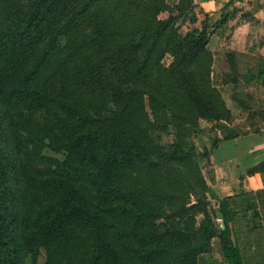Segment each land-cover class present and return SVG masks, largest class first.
<instances>
[{
  "label": "trees",
  "instance_id": "16d2710c",
  "mask_svg": "<svg viewBox=\"0 0 264 264\" xmlns=\"http://www.w3.org/2000/svg\"><path fill=\"white\" fill-rule=\"evenodd\" d=\"M194 2L0 0V264H197L213 237L245 264L194 140L231 113Z\"/></svg>",
  "mask_w": 264,
  "mask_h": 264
},
{
  "label": "crops",
  "instance_id": "0c3cea01",
  "mask_svg": "<svg viewBox=\"0 0 264 264\" xmlns=\"http://www.w3.org/2000/svg\"><path fill=\"white\" fill-rule=\"evenodd\" d=\"M196 1L212 12L221 10L226 4L225 9L232 11L229 12L231 16L229 20L233 25L227 30V35L223 36L224 33L220 32L222 35L217 36L219 32H215L209 43L220 40L215 39L216 37L223 36L227 39L229 45L223 50L232 53L228 57L231 65L226 67V61L222 60L224 70L232 71L233 67L241 73V69H244V76L248 77L244 78L235 73L231 79H227L228 73L221 72L225 77L220 80L228 84L240 83L242 79L243 84L248 85L251 90L244 100L238 99L241 104L236 100L232 105L239 110L238 115L241 117L239 121L221 119L224 123H220L221 120L202 118L200 126L204 133L205 145L210 152L213 177L206 174L210 190L220 198L240 192L249 198L251 204L249 210L239 213H241L240 217L246 219L248 229L254 236L250 242L256 245L255 239L258 238L255 231L264 230V169H254L257 165L264 163V78L255 77L256 70L260 68L256 63L257 56L264 52V0ZM215 49H211L215 56L213 78L217 67L221 64ZM235 60L238 62V67ZM241 121L245 126L241 124ZM239 127H244L243 131H239ZM235 234L243 251L238 231H235ZM243 259L245 263L246 259L244 257Z\"/></svg>",
  "mask_w": 264,
  "mask_h": 264
},
{
  "label": "rangeland",
  "instance_id": "374dc122",
  "mask_svg": "<svg viewBox=\"0 0 264 264\" xmlns=\"http://www.w3.org/2000/svg\"><path fill=\"white\" fill-rule=\"evenodd\" d=\"M165 1L170 7H172L176 3V0H165ZM225 8L226 7L224 6L222 7L221 10L212 12L204 8L200 4V2H197L195 0L192 8L186 9L183 12H180L181 14L176 19V23H177V26L179 27V31L181 32L183 36L195 37L203 29V27L208 25L207 27L209 31L212 32L209 37V42L211 40V36L215 32H219L217 36L222 35L223 33H224L223 36L227 35L226 32L228 29L231 28L233 23L231 24L229 20V18L231 17L229 15L232 11L230 9H225ZM171 13H175V10L173 9L164 10L160 12L159 17L161 19H166L169 17V14ZM222 17L223 18L227 17V19L224 22H221V20L223 19ZM220 32L222 34H220ZM223 36L221 38L216 37L215 39L217 40L220 39L217 42H215V40L212 41L211 43L208 42V47L210 50L213 48H216L215 50L217 51V54H218L217 57L219 58V64L221 61L220 67H217L216 69L213 80H214V83L216 84V88L222 94V97H224L227 106L230 107L229 111L231 113H230V117L228 118V120L237 122L241 119V117H239L238 115L239 110L235 109V107L233 108L232 105L235 103L236 100L239 102L238 99L244 100L246 95L250 93L249 91L251 89L249 88L248 85L243 84L244 80L240 79V77L238 78V80L240 79V83L230 82L227 84V83L222 82L223 80L222 81L220 80L222 77H225V75L223 76L221 72H223L224 74L228 73L226 77L227 79H231L235 73L238 76L241 75L244 78H248L244 76V69H241L242 70L241 73H239L233 67H232V71L224 70L222 66V60L226 61V67H229L231 65V61L228 58L229 52H227V50H223V49H227V45H229L227 42V39H224ZM211 51L213 52V50ZM234 56H236V54H234ZM214 59H215V56H214ZM173 60H174V57L171 53L169 52L165 53L163 57V62L166 65L172 64ZM235 62H236V67H238V62L236 60ZM256 63L260 66V68L256 70L255 77L264 78V52L260 53L257 56ZM249 77H251V75ZM239 104L241 103L239 102ZM215 111L217 114L223 113L222 110H215ZM220 123H224V122H222L221 120ZM241 124H242V121H241ZM242 125L245 126L244 124ZM243 128L244 127H241V128L239 127V131H243ZM203 134H204L203 130L199 129L194 138L197 148L201 152V154L203 153L204 147H206L205 138H203ZM167 139H171V138L167 137ZM199 160L201 161L202 164L205 163L203 156H200ZM205 170H206L205 173L208 176L209 174L212 175V167L210 164H206ZM208 199L211 205L217 209L220 207L223 201L227 200L229 202V209H230L229 222L232 228H234L235 231H238L239 233L238 238L242 245L243 257L246 259L245 264H264V244H263L264 230L255 231V234L258 238V239H255V241L257 240L255 242L256 245H254V243H251L250 241L254 238V236H252V233H251L252 231L248 229L246 219L240 217L241 213H239L245 210L247 211L249 210V207L251 205L249 202V198L245 196V194H243L242 192H240L239 194H235L233 196H227L224 198L223 197L220 198V197H217V195H215L213 191L210 190L208 193ZM200 217H202V214H198V218ZM217 221L221 223L223 222V218L222 219L217 218ZM45 262H46L45 250L41 249L39 250V253L37 254L36 259H33V260L30 259L28 264H45ZM197 264H228L225 254L222 250L221 241L219 237H213L211 239V246L209 250L206 252L200 253L198 255Z\"/></svg>",
  "mask_w": 264,
  "mask_h": 264
},
{
  "label": "water",
  "instance_id": "95a60500",
  "mask_svg": "<svg viewBox=\"0 0 264 264\" xmlns=\"http://www.w3.org/2000/svg\"><path fill=\"white\" fill-rule=\"evenodd\" d=\"M218 218L222 219V213L220 211H218ZM224 226H225V224H224V222H222V227H224Z\"/></svg>",
  "mask_w": 264,
  "mask_h": 264
}]
</instances>
